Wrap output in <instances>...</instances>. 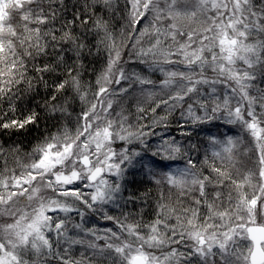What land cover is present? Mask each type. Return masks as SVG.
I'll list each match as a JSON object with an SVG mask.
<instances>
[{
  "label": "snow or ice",
  "instance_id": "6c2138e0",
  "mask_svg": "<svg viewBox=\"0 0 264 264\" xmlns=\"http://www.w3.org/2000/svg\"><path fill=\"white\" fill-rule=\"evenodd\" d=\"M6 135L0 264H264V0H0Z\"/></svg>",
  "mask_w": 264,
  "mask_h": 264
},
{
  "label": "trees",
  "instance_id": "16d2710c",
  "mask_svg": "<svg viewBox=\"0 0 264 264\" xmlns=\"http://www.w3.org/2000/svg\"><path fill=\"white\" fill-rule=\"evenodd\" d=\"M76 2H77V0H68L69 5L74 4ZM80 2L83 3V0H80ZM119 2L122 5L123 1L122 0H119ZM98 14H101V13H98ZM103 15H105V18L106 19L108 18L107 14H103ZM68 18L71 19V10H70V15H69ZM112 22L115 23V31L117 33H119V31H120V29L122 27L123 21H119V18L117 17V20L116 21H112ZM89 41L92 44H95V42H96L95 39L92 38V37H89ZM93 52H95V48H93ZM85 65H86V67H85V69L83 71V81L86 84L89 80H93L94 81V79H95V77L91 75L92 69L93 68H96L97 70H99V69H101L103 67V64L101 62V57H97L95 60H93L92 57H88V60L85 61ZM98 74H99V71H97V75ZM44 96H45V92H44L43 88H41L39 95H37L35 97V99L30 103L29 106L31 107V106H34L35 104H38V103L39 104H42L43 103V97ZM2 106L5 109L8 107V104H7V101L6 100H5V102L3 103ZM77 110H79V105H77ZM133 111H134V109H133ZM160 114H163V113H160ZM49 123H51V122H49ZM41 126L42 127L44 126L43 120L41 122ZM17 139H18V137H16V136H12L11 139H9V137L6 135L3 138H0V145H3V147L7 150L12 145V141L13 140H17ZM30 139H32V137H29L28 139H26L24 141V143L26 145H28V147L25 149V151L30 150V148L32 146L31 144H28V140H30ZM238 158H243V160L247 159V158H245L243 156H240ZM13 162H14V157L9 156V167H12L13 166ZM237 167L240 168L241 172H245L246 171L245 170L246 168L242 167L241 165H237ZM129 179H131V178H129ZM135 179H136L137 183L132 184L130 186V190H136V191H144V192H146V191L149 190V188H152L151 185L139 183L141 180L144 179L143 177L137 176ZM152 192H153V198H152L151 206H145L144 207V218L146 220L151 219L154 216L153 208L155 206V198L154 197L156 195V189L155 188H152ZM117 210H119V209H117ZM126 210L129 211V212L140 213V211H141V205L140 204H137V206L135 208H133L132 205H128V207H127ZM77 251H78L77 248H75L74 251H73L75 253V257H76V255H78ZM88 254L91 255V252L88 253ZM99 264H107V262L102 261V262H99Z\"/></svg>",
  "mask_w": 264,
  "mask_h": 264
},
{
  "label": "rangeland",
  "instance_id": "374dc122",
  "mask_svg": "<svg viewBox=\"0 0 264 264\" xmlns=\"http://www.w3.org/2000/svg\"><path fill=\"white\" fill-rule=\"evenodd\" d=\"M141 27H143V25H141ZM125 59H127V57H125ZM153 78L159 80V79H162L163 77L159 73H156V75ZM238 161H239V163L237 165H241V166L243 164L247 163V159L243 160V158H238ZM137 176H139V175H137ZM129 178H131V177H129ZM110 214H112V215H119L120 214V210H115L114 212H112ZM89 226H95V227H98V228H101L102 229L104 226H106V222L103 221V220L96 219V220L92 221V223ZM107 226H110V225H107ZM81 235H83V234H81ZM76 238H80V237H76ZM84 238L86 240L89 239V237H84ZM97 243H99V244L102 245L103 244V241H98ZM75 248L78 249V251H77L78 255H76V257H77V259H79L80 256H81V254L85 252L86 245H74L73 246V251H74ZM90 252L91 251L89 250L88 253H90ZM104 262H107V261H104Z\"/></svg>",
  "mask_w": 264,
  "mask_h": 264
}]
</instances>
